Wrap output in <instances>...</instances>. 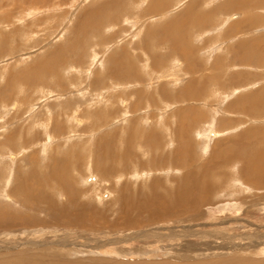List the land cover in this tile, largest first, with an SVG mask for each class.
Segmentation results:
<instances>
[{"label": "rangeland", "instance_id": "1", "mask_svg": "<svg viewBox=\"0 0 264 264\" xmlns=\"http://www.w3.org/2000/svg\"><path fill=\"white\" fill-rule=\"evenodd\" d=\"M101 1L0 0V216L8 219L7 227L0 223V264H264V179L253 183L247 174L264 172L251 159L257 154L264 163V94L257 95L264 92V0H249L247 8L257 5L245 15L228 0H125L116 8L135 9L118 11L117 22L77 33L91 23L82 14ZM137 134L138 144L130 138ZM144 137L157 143L153 150ZM101 139L114 144L116 156L128 149L112 163L117 172L102 175L110 181L92 168L102 164L92 155L104 149ZM69 154L81 157L79 167L64 172L72 184L47 180L60 175L52 167ZM188 169L204 179L213 171L208 181L217 194L191 198L192 211L168 210L163 218L153 212L150 222L117 225L112 200L122 182L135 193L150 183L168 191L192 180ZM20 172L34 177L44 208L63 199L53 189L69 185L68 195L73 187L82 191L78 200L100 215L92 222L82 213L83 227L54 225L32 203L26 213L21 197L9 192ZM11 213L30 221L11 222ZM42 218L47 222L38 223Z\"/></svg>", "mask_w": 264, "mask_h": 264}, {"label": "bare ground", "instance_id": "2", "mask_svg": "<svg viewBox=\"0 0 264 264\" xmlns=\"http://www.w3.org/2000/svg\"><path fill=\"white\" fill-rule=\"evenodd\" d=\"M126 1H128V0H126ZM125 0H104V1H101L100 3H98V7L97 8H95V9H89V10H86L82 15H84L85 17H83L84 19L83 20H85V21H87V22H91L90 24L89 23H87V24H85L83 27H81V28H77V33H80V32H82V31H91V29L93 28V26H94V30H95V32L96 31H98L97 29L98 28H100L103 24H105L106 22L107 23H115V21H116V19H117V17H119L118 16V11H120V10H123V12H127L128 10H129V8H131V10H133V9H135V6H132V5H130V7L128 8V7H123V9L122 8H120V9H117L116 8V6H118L119 4H121V3H124V2H126ZM207 1V4H208V1H211V0H206ZM206 1H205V3H206ZM248 1L249 0H228L227 2H226V4L228 5V6H233V5H241V6H244L245 8V10H243V14L245 15V14H249V10H250V12H252V10H253V7H255L257 4H255V5H252V8L250 9V8H247V6L248 5H246V4H248ZM137 2V1H136ZM197 1H195V2H193L194 4L196 3ZM128 3V2H127ZM224 4V3H223ZM203 5V4H202ZM127 6V5H126ZM191 6H193V4L192 5H190L189 4V7H191ZM251 6V5H250ZM113 7H115V8H113ZM258 7V6H257ZM264 7V6H263ZM202 8V7H201ZM241 8V7H240ZM259 8V7H258ZM261 8V7H260ZM101 9H104L103 10V14H102V11H101ZM109 9H113V12H111V11H109ZM115 9H117V10H115ZM230 9V8H229ZM144 10V9H143ZM101 11V12H100ZM186 11H188V10H186ZM122 12V13H123ZM254 12V11H253ZM113 13V14H112ZM133 13V12H132ZM187 13V12H186ZM120 14V13H119ZM135 14H137V13H135ZM192 14V12L191 11H189V15H191ZM81 15V16H82ZM130 15H132V14H130ZM138 15V14H137ZM236 16V15H235ZM234 15H231L230 17H229V19H233V17H234V19L235 18H239L238 16L237 17H235ZM241 16V15H240ZM249 16V15H248ZM246 17V19H244L245 20V22H246V20H249L250 19V16L249 17ZM135 17V16H134ZM140 17V16H139ZM186 17H189V16H186ZM201 17V16H200ZM137 18V17H136ZM206 17H204L203 16V20H202V22L204 21V20H206L207 21V19H205ZM191 19V18H190ZM192 20V19H191ZM194 20V19H193ZM209 20V19H208ZM244 20H242V21H244ZM117 22V21H116ZM195 22V21H194ZM260 22V21H259ZM106 23V24H107ZM206 23V22H205ZM202 26V25H201ZM163 28L165 29L163 32L165 33V35L167 36L169 33H170V31H171V29H170V27H168V23H166L165 25H163ZM199 28V27H198ZM197 28V29H198ZM202 28V27H201ZM200 29V28H199ZM177 33V32H176ZM172 34V33H171ZM179 34H182V32H179ZM163 35V34H162ZM173 36H172V38H175L174 37V34H172ZM152 37V36H151ZM166 41V40H165ZM184 41V40H183ZM237 43V42H236ZM238 44V43H237ZM244 45H245V43H243ZM251 44V43H250ZM253 44H256L255 45V47H254V49H258L257 48V45H258V43L257 42H253ZM261 47V46H260ZM184 48V47H183ZM241 48V47H240ZM261 50H262V48H261ZM180 51H182V47L180 46ZM184 51V50H183ZM180 53V52H179ZM248 53V52H247ZM250 53V55H252V53L251 52H249ZM261 53V52H260ZM263 55V54H262ZM186 57V56H185ZM263 57V56H262ZM184 59V58H183ZM32 72V71H31ZM217 75V74H216ZM116 76V75H115ZM219 76V75H218ZM216 78V77H215ZM124 79V78H123ZM213 79V78H212ZM218 81V80H217ZM261 94H264V92L261 90V91H258L257 92V95H259V97H261ZM186 95L187 96H190V97H192L193 98V100H194V102L195 103H197V101H199V97L198 96H193L191 93H190V91L188 92V93H186ZM176 96V95H175ZM178 96V95H177ZM252 97L253 98H255V95H252ZM193 102V103H194ZM260 104H261V102H259ZM258 103V104H259ZM192 106V105H191ZM255 106V105H254ZM63 107V106H62ZM253 107V106H252ZM257 107V106H256ZM135 108V107H134ZM138 108V107H137ZM254 108V107H253ZM65 109V108H64ZM136 109V108H135ZM184 135V134H183ZM147 136V135H146ZM131 139L133 138V139H135V142H133V143H136V144H138V143H140V135H133V136H131L130 137ZM188 138V137H187ZM132 139V140H133ZM154 139L156 140V142H158L157 141V139H156V137H154ZM125 143H124V148H125V146L128 148V143L130 144V142L131 141H129V142H127L128 140H129V136L127 135V136H125V137H123V139H122ZM238 140V139H237ZM261 140V139H260ZM110 141L112 142V138H110ZM100 142H102L101 144H102V146L100 147V148H103L104 147V149L102 150H100L99 149V151H100V154H95V153H93L92 155H94V156H96L98 159H97V161H100V160H102V164H99V165H95L94 166V164H92V168L93 169H95V170H97L98 172H100V177L101 178H104L105 180H108V176L107 177H102V175H106V171H108L109 169L110 170H113V171H116L117 172V170L115 169H113V164L112 163H114V162H117V160H120L121 159V154L123 153V152H126V151H128V149H125V151H123V152H117L118 153V155L116 156V150H115V146H112V145H114L113 143H112V145H111V142H109L108 144H109V147H107V143H104V142H106V140L105 139H101V141ZM143 142H144V144H145V146H147L148 147V145H149V148H150V150H153L154 148H153V146L152 145H157V143H154V142H146V137H144V140H143ZM261 142H262V140H261ZM234 143V145H237V144H239L240 142L239 141H234L233 142ZM242 144V143H241ZM259 144V143H258ZM262 144V143H261ZM109 148V149H108ZM236 148V147H235ZM115 150V151H114ZM254 152V154H255V151H253ZM264 152V151H263ZM70 153V152H69ZM226 153V152H225ZM231 153V152H230ZM257 153H258V151H257ZM262 153V152H261ZM71 154H73V153H71ZM71 154H69L70 156H69V158H68V162L67 161H63V165L62 166H57V165H55V166H57V167H55V166H53L52 168H55V172H61L60 173V175L59 174H56V175H54V176H52V177H50V178H47V180H51L52 178H54L55 176H57L56 177V179H53L54 181H55V183L54 184H60L62 181L61 180H65L66 182H68L69 184H72L71 182H69V177L70 178H72V174L71 173H69L68 174V176L64 173L65 171H66V169L67 168H71V169H74L75 170V167L77 166V165H79V163L78 162H76L78 159H81V157L79 158L78 156H76V159L73 157V155H71ZM227 154V153H226ZM233 154V153H232ZM236 154H239V153H237L236 152ZM236 154H233L232 156H237ZM240 155H242V156H244L243 155V153H240ZM253 155V154H252ZM100 156H102L103 158H101L100 159ZM228 157V158H226V157H224V158H226L225 160H224V162H227L228 160H230L231 161V159H233V157ZM249 156V155H248ZM238 157V156H237ZM246 157V156H245ZM183 158V157H182ZM209 158V157H208ZM105 159H107V160H105ZM220 159V158H219ZM248 159H249V157H248ZM252 160H253V164L255 165V169L256 168H260V167H262L263 165H264V163H262V161H261V157L260 156H257V154H255V157H252L251 158ZM250 159V160H251ZM80 162V161H79ZM179 163H181V164H187V161H184V160H181V161H178ZM189 162V161H188ZM249 162V161H248ZM111 163V164H110ZM217 163V162H216ZM244 163V162H243ZM117 164V163H116ZM151 164H152V162H151ZM186 164L184 165V166H186ZM242 164V163H241ZM252 164V165H253ZM117 165H119V164H117ZM192 165V164H191ZM245 165V164H244ZM252 165L249 167V170H250V168H252ZM104 166H106V168H104ZM179 166V165H178ZM183 166V165H182ZM77 167H79V166H77ZM181 167V166H180ZM187 168H188V166H186ZM243 167V166H242ZM101 168H103V169H106V170H104L103 172H102V170H101ZM190 168V167H189ZM193 168V167H192ZM240 168V167H239ZM254 168V167H253ZM186 169V168H185ZM244 169V168H243ZM262 170L264 169V168H261ZM189 170V169H188ZM192 170V169H191ZM191 170H189V174H188V176L192 179V180H190V179H188L187 177H185V178H182V179H180L179 181H176L175 182V186L173 187V188H171L170 190H166L165 188H163L164 190L162 191V190H159V191H157L156 189H153L152 188V183H150L149 185H147L148 187H147V189L146 190H144L143 191V193H135V191L134 190H132L131 188H129L128 186H129V184H127V183H121V186L119 187V193L115 196V198L112 200V202H114L115 204H117L118 206V209L116 210V214H117V217H115V219H116V221H117V225L119 226V224L120 225H122L123 227H126V228H130V227H132V226H137V225H140V224H142V223H145V222H150L151 220H152V213L153 212H155V214H157V215H162V217L161 218H163V216H164V213H167L168 214V210H171L173 213H175L176 215H178V214H180V212H177L178 210L179 211H187L186 209H188V210H190V211H192V210H194V209H196L195 208V204L194 203H192V201H190L191 200V198H193V199H196V198H199V199H201V200H203V198H208V197H211V196H213V195H215V194H217L216 192H217V190H218V188L219 187H217V185H216V183L214 182L213 183V181H208L209 179H213V177L211 176L213 173V171H211V172H208L207 174H206V179H204L203 178V176L202 177H194V175H195V173H193V174H190L192 171ZM247 170V169H246ZM245 170V171H246ZM254 170V169H253ZM246 171L247 172V174L248 175H250V172L252 173V174H254V177H253V180H255V181H253V183H260V182H256V181H261V182H263V176H264V172L263 173H258V172H256V171ZM236 171H238V169L236 170ZM32 172V171H31ZM23 172H20V176L18 177V180H17V182H16V185L12 188V189H10V193L11 194H13L16 198L15 199H17L18 200V198L19 197H21V199L23 200V202H24V204L19 200V201H16V202H21L20 204H22L23 205V209H25V208H28V204L29 203H32V205L33 206H36V207H38V209L37 208H35V209H37V210H47V213H46V215L47 216H49L48 218H49V220L52 222V223H54V225H67V224H69V226H70V224H75V223H82V226L83 227H85L86 225H87V222H85V220H91L92 222L94 221V220H92V219H95V218H97L98 217V215H100L99 214V212H101V210H99L98 211V209L96 210V209H93V207L91 206V203L89 202H84V203H82V202H80L79 200H78V198H79V196H83L84 197V195H83V192L82 191H76V190H78V189H76V188H72V191L74 192V193H70L69 195L67 194V192H69V191H67V190H70V188L72 187V186H69V185H65V188L66 189H63V188H55V189H53L54 191L56 190H58L59 192V194H60V192H63L61 195H62V198L63 199H61L60 201H58V202H56V201H54V200H49L48 201V205H49V207H50V209H47V208H44V206H43V204L41 203V202H43L44 201V198H42V197H39L38 196V193H39V190L38 189H36V187L35 186H33L32 185V183H30V181H32L31 180V178H34V177H30V176H24V174H25V172H24V174H22ZM28 173V172H27ZM33 173V175L35 176L37 173L36 172H32ZM114 173V172H113ZM219 173H221V171H219ZM243 173H245L244 172V170H243ZM108 175H109V172L107 173ZM240 174V173H239ZM246 174V175H247ZM215 175H216V173H215ZM215 175H213V176H215ZM221 175H222V173H221ZM232 175V174H231ZM245 175V176H246ZM247 175V176H248ZM21 176H23V177H21ZM117 176H120L119 174L117 175ZM211 176V177H210ZM218 176V175H217ZM233 176V175H232ZM121 177V176H120ZM205 177V176H204ZM229 177H231V176H229V175H224L223 174V176H222V180H227ZM250 177V176H249ZM20 178V179H19ZM246 178V177H245ZM241 179V178H240ZM245 180V179H244ZM108 181H110V180H108ZM241 181V180H240ZM249 183V182H248ZM264 183V182H263ZM38 185H42V183H40V184H38ZM48 185V184H47ZM217 187V189L216 190H214L215 188ZM75 189V190H74ZM112 190V189H111ZM118 190V189H117ZM113 191V190H112ZM213 191V192H212ZM216 191V192H215ZM77 194V196H73L72 194ZM116 193V192H115ZM136 194H143V196H140V195H136ZM50 197H51V195H49ZM212 200V199H211ZM155 204H159V205H156L155 206ZM164 207L167 209V211L165 212V210H164ZM21 208H22V206H21ZM91 209V210H90ZM32 209L31 208H29V209H25V211H26V213H28L27 211H31ZM35 211V210H34ZM86 213L87 215H86V219L83 221V218H82V216L83 215H81L82 213ZM17 213H21V212H17ZM16 213V214H17ZM36 213V212H35ZM142 213H146L147 214V218H145V219H140L139 217H140V215L142 216ZM12 214V213H11ZM14 215V213L12 214V215H10L9 216V221H13L14 220V222H15V219L16 220H19L22 224H23V222L25 221V222H29L30 221V218H27V215H23V214H21V215H23V216H20L19 214H17V215ZM30 214V213H29ZM32 214V213H31ZM37 214V213H36ZM115 214V215H116ZM19 215V216H18ZM3 216V215H2ZM2 216H0L1 218H0V223H6V221L8 220V219H6V217H2ZM6 216V215H5ZM97 216V217H96ZM103 216V215H102ZM101 216V217H102ZM29 217V216H28ZM5 219H6V221H5ZM115 219H113V222L115 221ZM32 220H34V218L32 217ZM45 220V221H44ZM99 220V219H98ZM47 222V219H44V218H42V219H39L38 220V223L39 222ZM107 222V221H106ZM33 223V222H32ZM4 224H3V226H4ZM16 224V223H15ZM25 224H29V223H25ZM45 224V223H44ZM108 225H109V223H107ZM6 225V224H5ZM14 225V224H13ZM17 225V224H16ZM103 225V224H102ZM113 225H116V224H113ZM8 226V222H7V225H6V227ZM74 226V225H73ZM79 226V225H78ZM0 228H3L2 226H0ZM188 256V255H187ZM21 260V259H20ZM14 261H15V259H14ZM228 261V260H227ZM230 261V263H228V264H248L245 260L244 261H239V260H237V261H239V262H237L236 263V260H229ZM20 263V262H19ZM205 264H216V262H212V260H206V262H205ZM255 264H262V262H256Z\"/></svg>", "mask_w": 264, "mask_h": 264}]
</instances>
